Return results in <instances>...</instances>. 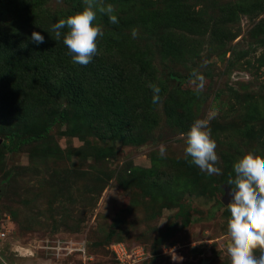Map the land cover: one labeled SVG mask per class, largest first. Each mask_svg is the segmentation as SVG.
I'll return each instance as SVG.
<instances>
[{"label": "rangeland", "instance_id": "374dc122", "mask_svg": "<svg viewBox=\"0 0 264 264\" xmlns=\"http://www.w3.org/2000/svg\"><path fill=\"white\" fill-rule=\"evenodd\" d=\"M66 1L52 4L66 8ZM118 1L111 4L118 18L141 12L140 20L155 9L183 6L175 15L179 24L168 30L156 27L154 35H147L135 29L136 37L131 31L135 41L127 42L130 55L123 56V77L134 102L122 100L120 90L118 106L133 118H149L139 124L149 131L140 134L118 123L122 137L113 138L108 130L100 131L103 137L94 134L90 123L105 127L107 105L97 95L94 104L71 114L72 124L59 121L47 138L10 143L5 127L20 128L22 138L36 134L44 118L64 104L43 94L26 98L22 92L24 108L13 113L0 105V232H6L0 262L84 264L79 253L56 256L47 247L60 239L86 245L92 256L87 264H114L111 245L116 241L140 242L152 250L130 264H229L224 187L230 174L234 178L233 164L240 156L249 151L264 155V0ZM240 4L249 11L222 17L223 8ZM141 61L147 71L150 65L161 89L157 104L140 77ZM193 70L205 78L199 93L191 82ZM180 88L169 121L167 101L171 90ZM218 92L219 105L213 108ZM197 119L209 120L219 175L209 176L185 158L181 133ZM171 249L183 259L173 260Z\"/></svg>", "mask_w": 264, "mask_h": 264}, {"label": "trees", "instance_id": "16d2710c", "mask_svg": "<svg viewBox=\"0 0 264 264\" xmlns=\"http://www.w3.org/2000/svg\"><path fill=\"white\" fill-rule=\"evenodd\" d=\"M178 1L181 2V0ZM52 2L53 0H0V105L3 108L1 109L3 111L14 109L13 113H15L20 108H24L25 103L20 100L22 92L27 94L26 98L31 95L43 94L58 105L64 104L59 113L44 118L45 126L36 134L22 138L20 128L5 127L10 143H13L15 138L18 139V142L23 143L47 138L52 127L59 121H69L72 124L71 114L73 116L77 110L94 104L97 95H101L107 101V105L103 117L105 127H101L97 121L90 123L89 127L94 131V134L102 136L100 131L108 130L111 131L109 132L111 137H122L118 123H121L120 125L129 131H136L140 134L148 132L149 129L145 130L139 124H144L149 118L144 117L143 121L138 117L133 118L122 112L118 106L117 99H119L118 92L120 90L122 91V100L134 102L133 97L127 93L126 88L129 83L123 77L125 64L123 56L130 55L127 42L135 41L130 33L133 29H139L147 35H154L156 27L168 30L179 24L180 20L175 15L183 10V6L173 5L165 9H155L151 16L143 20H140L141 12L133 15L118 14L119 22L117 24L111 23L108 16L100 14V18H97L99 23L94 21L102 27L104 32L103 37L97 41L99 54L94 56L88 65L83 66L72 62L71 54L63 45L62 39L57 41L54 33L49 31L60 18H66L68 15L82 11L83 0L66 1V8L60 9L55 8ZM115 2L116 0H104L105 4ZM118 3L120 5H136L138 0H119ZM231 7V10L228 9L229 7L223 8V18L229 20L232 13L249 11L241 4ZM186 14H183L184 17L182 16L184 24L188 22L189 13ZM33 31H38L44 36L43 43L36 44L29 39ZM159 37L158 43L160 44L165 35ZM140 64V77L145 80V83L156 84L157 81L151 72L150 65H148L149 70L147 71L145 62L141 61ZM27 88L29 91L24 90ZM40 89L42 91L39 92ZM18 90L21 91L20 95L15 97ZM178 90L181 88L171 90L172 97H170V102L167 101V105L170 106L168 109L169 121L174 117L172 108L177 102ZM220 98L221 95L218 92L212 102L213 108H218ZM3 116V112H0V121ZM116 128L119 132H115ZM76 131H81V128ZM14 147L11 149H15ZM180 206L184 207L183 204ZM180 212L182 214L181 210ZM120 242L129 248L142 245L146 252L152 251L147 245L140 242L116 241L114 243ZM111 254L115 257L113 251ZM114 264H118L117 259Z\"/></svg>", "mask_w": 264, "mask_h": 264}, {"label": "clouds", "instance_id": "9594fccd", "mask_svg": "<svg viewBox=\"0 0 264 264\" xmlns=\"http://www.w3.org/2000/svg\"><path fill=\"white\" fill-rule=\"evenodd\" d=\"M83 5L82 11L60 18L49 31L54 33L57 41L62 39L74 64L86 66L99 54L97 41L104 35L102 27L94 23L97 14L108 16L113 24L119 21L113 6L105 4L104 0H83ZM132 35H137L135 29ZM29 39L36 44L44 42V36L38 31H33ZM191 75L195 91L201 92L204 76L195 70ZM148 87L153 92L152 103H159L161 89L152 83ZM208 124V119H197L186 133H181L185 141L184 155L186 159L190 157V163L201 172L209 176L219 175L217 144L211 137ZM165 151L161 145L160 154L164 155ZM233 171L234 178L230 174L227 181L231 199L226 204L230 213L225 244L229 264H264V155L250 151L244 153L234 162ZM169 254L173 260L183 259L174 249Z\"/></svg>", "mask_w": 264, "mask_h": 264}, {"label": "built area", "instance_id": "2783aa9c", "mask_svg": "<svg viewBox=\"0 0 264 264\" xmlns=\"http://www.w3.org/2000/svg\"><path fill=\"white\" fill-rule=\"evenodd\" d=\"M6 236V232H0V239ZM50 249L54 250L56 256L69 255L73 253H79V256L83 259L84 264H87V260L92 259V256H89L87 253L86 245L83 243L74 244V242H64L60 239L56 240L53 245L47 246ZM111 250L115 254V258L118 260V264H130L129 261L140 258L144 259L147 252L145 247L142 245H136L132 248H129L126 244L114 243L111 245ZM139 259V260H140ZM138 261V260H137ZM0 264H4V261L0 262ZM7 264H10L7 262Z\"/></svg>", "mask_w": 264, "mask_h": 264}, {"label": "water", "instance_id": "95a60500", "mask_svg": "<svg viewBox=\"0 0 264 264\" xmlns=\"http://www.w3.org/2000/svg\"><path fill=\"white\" fill-rule=\"evenodd\" d=\"M224 188H225L226 194H225L223 200H224V203L227 204L228 202H230V199H231V196H230L231 188L229 185H225Z\"/></svg>", "mask_w": 264, "mask_h": 264}, {"label": "bare ground", "instance_id": "6f19581e", "mask_svg": "<svg viewBox=\"0 0 264 264\" xmlns=\"http://www.w3.org/2000/svg\"><path fill=\"white\" fill-rule=\"evenodd\" d=\"M25 254V253H24ZM28 254V253H27Z\"/></svg>", "mask_w": 264, "mask_h": 264}]
</instances>
